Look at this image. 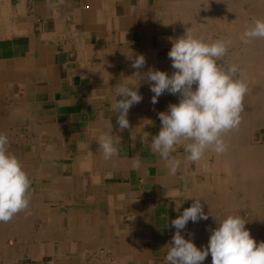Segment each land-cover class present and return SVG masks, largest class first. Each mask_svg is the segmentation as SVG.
Listing matches in <instances>:
<instances>
[{
  "label": "crops",
  "instance_id": "crops-1",
  "mask_svg": "<svg viewBox=\"0 0 264 264\" xmlns=\"http://www.w3.org/2000/svg\"><path fill=\"white\" fill-rule=\"evenodd\" d=\"M184 1L0 0V132L31 179L29 207L2 227L0 264H168L171 220L199 200L201 177L182 145L174 176L151 150L158 113L180 97L153 104L131 63L142 54V74L172 75L169 38L184 35ZM121 84L143 97L123 132L111 109ZM109 120L121 143L105 160L97 138ZM196 229L189 221L181 234L201 248Z\"/></svg>",
  "mask_w": 264,
  "mask_h": 264
},
{
  "label": "clouds",
  "instance_id": "clouds-1",
  "mask_svg": "<svg viewBox=\"0 0 264 264\" xmlns=\"http://www.w3.org/2000/svg\"><path fill=\"white\" fill-rule=\"evenodd\" d=\"M239 38L245 44L264 40V17L254 18L245 26ZM169 39L172 47L167 55L174 69L171 76L156 69H149L142 74L139 70L146 63L142 54L132 59L131 67L137 70L134 76L149 83L154 93L151 100L153 104L165 92L180 97L179 103L169 104L166 112L158 113L162 127L150 143L151 150L165 161L168 174L174 176L182 163L173 155L177 146H183L184 152L188 154L186 160L191 163L202 160L208 151L217 155L227 151L225 136L241 123L248 86L239 65L232 63L225 66L218 63L226 56L230 40L209 42L189 29L183 36ZM142 99L138 86L121 84L115 88L111 109L118 114L116 122L120 132L130 128L127 119L129 110ZM112 133L113 125L109 120L107 130L97 138L98 148L105 160L111 159L120 150L117 145L121 139L118 135L114 138ZM9 146L8 136L0 132L2 223L10 222L16 214L26 210L31 201V179ZM140 166L141 162L134 156L132 168L138 169ZM179 209L180 206L176 210ZM208 218L200 200L194 199L190 207L171 220L175 233L166 255L168 264H203L209 255L212 264H264V241L257 244L245 227L248 221L241 215H228L220 221L213 217L217 227L210 229L208 246L203 249L181 234L189 221L196 223Z\"/></svg>",
  "mask_w": 264,
  "mask_h": 264
},
{
  "label": "bare ground",
  "instance_id": "bare-ground-1",
  "mask_svg": "<svg viewBox=\"0 0 264 264\" xmlns=\"http://www.w3.org/2000/svg\"><path fill=\"white\" fill-rule=\"evenodd\" d=\"M184 2L187 17L184 32L189 29L209 42L230 40L226 54L228 62L240 66L248 86L241 123L225 136L227 151L222 155L208 151L202 160L193 163V173L201 177L199 200L209 217L197 222L195 238L203 249L209 243L210 229L217 227L214 218L220 221L228 215H235L239 207L246 210L244 219L248 222L245 227L259 244L264 241V141H259L255 132L264 127V40L245 44L239 37L254 18L264 17V0ZM190 6H193V16L189 15L191 11L188 12ZM202 10L207 13L206 17ZM205 21L210 22L208 27L204 26ZM210 160H213L212 164ZM3 226L4 223L0 222V240L5 236Z\"/></svg>",
  "mask_w": 264,
  "mask_h": 264
},
{
  "label": "rangeland",
  "instance_id": "rangeland-1",
  "mask_svg": "<svg viewBox=\"0 0 264 264\" xmlns=\"http://www.w3.org/2000/svg\"><path fill=\"white\" fill-rule=\"evenodd\" d=\"M201 11V10H200ZM202 13L204 14V16L206 17V15H207V13H205L203 10H202ZM201 15V14H200ZM202 16V15H201ZM209 26L210 25V22L209 21H205V24H204V26ZM184 34H185V32H184ZM224 59V60H223ZM221 61H219L218 63H220V64H223V65H225V66H227L228 64H229V62H228V57L227 56H225L224 58H223ZM255 135L258 137V140L259 141H264V127L262 126L261 128H259L258 129V131H256L255 132ZM263 137V138H262ZM241 209L238 207V208H236V211L237 212H235L236 214L235 215H241L243 218L246 216V214L247 213H245L244 214V212L246 211V210H244V211H240ZM241 212V213H240ZM245 215V216H244ZM1 241V240H0Z\"/></svg>",
  "mask_w": 264,
  "mask_h": 264
}]
</instances>
